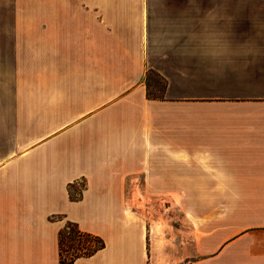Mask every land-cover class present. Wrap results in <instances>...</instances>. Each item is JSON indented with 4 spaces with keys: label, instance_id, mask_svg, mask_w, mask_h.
Wrapping results in <instances>:
<instances>
[{
    "label": "crops",
    "instance_id": "1",
    "mask_svg": "<svg viewBox=\"0 0 264 264\" xmlns=\"http://www.w3.org/2000/svg\"><path fill=\"white\" fill-rule=\"evenodd\" d=\"M138 196L176 264H264V0H0V264H59L66 222L105 244L73 264H154Z\"/></svg>",
    "mask_w": 264,
    "mask_h": 264
},
{
    "label": "rangeland",
    "instance_id": "2",
    "mask_svg": "<svg viewBox=\"0 0 264 264\" xmlns=\"http://www.w3.org/2000/svg\"><path fill=\"white\" fill-rule=\"evenodd\" d=\"M148 95L160 98L163 92V83L154 74L147 75ZM141 187H138L137 193H142ZM84 189V183L79 181L71 190L74 198L78 197ZM129 191H127L128 193ZM134 192V191H132ZM136 193V192H135ZM135 216H142L148 226V249L153 251L154 264L156 257H160L159 264H176L180 253V248L186 240L193 238L192 231L186 233L179 228L180 215L173 207L172 203L156 200L147 201L139 196L129 203ZM136 212V213H135ZM166 220L165 226L162 222ZM169 222V223H168ZM189 230L188 224H186ZM192 230V228H191Z\"/></svg>",
    "mask_w": 264,
    "mask_h": 264
},
{
    "label": "trees",
    "instance_id": "3",
    "mask_svg": "<svg viewBox=\"0 0 264 264\" xmlns=\"http://www.w3.org/2000/svg\"><path fill=\"white\" fill-rule=\"evenodd\" d=\"M164 85L163 83V87ZM148 98L159 99L149 95ZM74 186L75 183L68 185V195L72 202L81 198V194L76 198L72 196L71 190ZM104 246V241L99 236L81 231L75 223L66 222L58 234L59 264H73L79 258H89L102 250Z\"/></svg>",
    "mask_w": 264,
    "mask_h": 264
}]
</instances>
